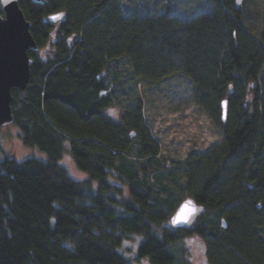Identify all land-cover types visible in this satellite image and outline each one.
<instances>
[{"label":"trees","instance_id":"16d2710c","mask_svg":"<svg viewBox=\"0 0 264 264\" xmlns=\"http://www.w3.org/2000/svg\"><path fill=\"white\" fill-rule=\"evenodd\" d=\"M207 1L181 18L164 1L18 0L37 49L25 87L11 88L10 124L43 156L17 159L0 140V264H131L117 248L131 232L134 258L153 264H171L186 235L204 264H264V0ZM173 74L218 131L179 159L160 152L139 95L118 118L105 112L137 81ZM187 197L204 209L175 227Z\"/></svg>","mask_w":264,"mask_h":264},{"label":"rangeland","instance_id":"374dc122","mask_svg":"<svg viewBox=\"0 0 264 264\" xmlns=\"http://www.w3.org/2000/svg\"><path fill=\"white\" fill-rule=\"evenodd\" d=\"M127 10L142 9L155 11L169 4L171 12L181 18L193 16L198 11L209 8L207 0H121ZM148 3V6H144ZM144 4V5H143ZM264 79V65L259 80ZM131 90V88H130ZM134 92L124 90V95H117L116 102L108 105L105 112L114 118L119 117L122 105L133 101L139 95L143 101V112L146 123L152 134L158 139L160 152L175 159L183 158L190 150H202L218 138V131L209 116L198 107L192 94V83L183 75L173 74L156 82L137 81ZM0 140L5 150H11L17 159L29 155L43 156L36 147L26 146L17 136V128L7 124L0 128ZM41 153V155H39ZM1 157V154H0ZM62 162L75 178L85 177L69 155H64ZM169 222V221H168ZM140 233L131 232L125 237L118 250L131 264H153L147 256L134 258ZM182 246L174 250L175 259L171 264H204V251L201 243L193 235L183 236L177 242Z\"/></svg>","mask_w":264,"mask_h":264},{"label":"water","instance_id":"95a60500","mask_svg":"<svg viewBox=\"0 0 264 264\" xmlns=\"http://www.w3.org/2000/svg\"><path fill=\"white\" fill-rule=\"evenodd\" d=\"M2 14H0V126L12 121L11 88H24L29 80L31 58L28 50H36L37 44L30 33V22L26 20L18 0H0ZM63 16L62 12L50 14L48 18L56 21ZM221 116L226 115V99L221 100ZM192 198H184L170 215L175 227L189 226L196 216L202 213L204 207L199 204L195 208ZM187 204L194 208L186 221H176L175 213ZM194 216V219H193ZM191 221V222H189Z\"/></svg>","mask_w":264,"mask_h":264},{"label":"clouds","instance_id":"9594fccd","mask_svg":"<svg viewBox=\"0 0 264 264\" xmlns=\"http://www.w3.org/2000/svg\"><path fill=\"white\" fill-rule=\"evenodd\" d=\"M192 204L194 205L195 208H199V204H197L194 200L192 201ZM194 208L189 207L187 204L184 206L180 207L178 211L175 213V220L176 221H186L188 220V217L191 213H193ZM194 219V216H193ZM191 222V221H189ZM170 224H173V221L170 219Z\"/></svg>","mask_w":264,"mask_h":264}]
</instances>
